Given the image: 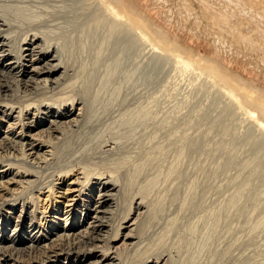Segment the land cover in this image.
Masks as SVG:
<instances>
[{
    "label": "rangeland",
    "instance_id": "obj_1",
    "mask_svg": "<svg viewBox=\"0 0 264 264\" xmlns=\"http://www.w3.org/2000/svg\"><path fill=\"white\" fill-rule=\"evenodd\" d=\"M0 1H1L0 2V6H1L0 9L1 10L7 9V10H13L15 12L16 10L17 11L21 10V9L25 10V7H27V8L29 7V6H27L29 3H27V2L20 3L21 1H19V0H9L8 2H7V0H5V2H4V0H0ZM185 1H189V0H131V2H133V4L136 6V8L138 10L143 11V13L146 14L147 17H149L148 21L150 23L149 24L150 27H148V28L150 29V37H151V40H153L152 42H154L156 44V49H152V52L150 51L151 53H148L147 58L144 61V63H146L145 64L146 68L149 70L148 74L150 76L149 78L151 81V85H150L151 87L149 86V89H147L145 94H143L144 92L143 93L141 92L140 87L138 88V86H136L135 89L133 90V95L135 94L134 98H136V99H133V100H135L137 102H134L135 104L133 103L132 106H130L131 108L133 107L132 109L136 108L135 110H138L137 112L134 110L136 115L138 114V112H140L142 105H143V107H142L143 109L147 107L146 108V109H148L147 112H143V114L139 115L140 117H143L142 115H145V114L147 115L146 117L149 116V119L147 120V124H145L146 126L143 125L142 129H141L140 128L141 126L138 125V121H137V123H135V125L138 127L135 130H133V132L129 133L127 138H124V137H126L127 134L126 135L124 134L123 137L120 138L121 142L122 141L123 142L121 143L122 147H120L117 150L118 152H103V153H101L102 151L99 150L96 153L95 152L96 150L93 149V146L91 147V145H93V143L87 142L88 140H86V143H85V140H84L83 145L81 142H79L81 145L78 143H77L78 145L76 143H74L72 146L70 145V147L67 146L68 149L66 147H64L60 151V155L58 158L59 162L57 161V163L56 162L50 163L46 167L44 166L43 169L42 168L38 169L40 171H38L34 168L35 171L34 170L33 171L35 172V176H34V173H32L33 175L32 176L30 175L28 177V179H30V181H33V183L30 182L29 184L34 185V187L35 186L40 187L43 185H49V184L52 185V183L55 182V184H54V191L55 192H54L53 196L49 197V198L47 197L48 192L41 193L39 195L41 200H37V203H36L38 212L31 213V215H30V212L26 213L24 210H21L23 203H20V202H16L17 207H15V208L3 206L0 209V212H1L0 216H3V217L10 216V218H11L10 219V225L7 226L8 229H7L6 233L7 234L12 233L13 230L17 227L19 230L18 231V239H21L24 241V243H19V245H17L16 247H22V245H31L34 243V242L30 241L31 239H33L32 235H30L31 231L33 232V231H37V230L41 229L44 237H42L41 240L39 241V246H42V245L49 243L50 242V240H48L49 238H51V240L56 239L57 235L64 234V232H65L64 228H67V233H73V232L76 233L79 231L78 228H80L81 225L84 224V219L86 218V214L81 215L82 212L86 213L85 211L82 210V208H84V207H82V204H87L85 202L87 201L88 198H90L89 197L90 195H93L94 193L96 195L98 193L99 190L98 189L96 190L95 188L96 187L98 188L99 184H97L95 181H92L91 179H87V180L83 179V182H85L87 185H85V183H84L82 186H80L81 190L84 192V195L80 199L79 208H78V210H80L81 213H79V211H78V212H76L75 215L74 214L69 215V213H67V214L64 213L70 207V206L67 207L65 204L66 203L68 204L69 203V197H72V196H68V194H72V193H67L66 190L70 189L71 187L72 188L76 187V186H74L75 185L74 182L75 181L78 182L77 177L81 176V174H78L79 171H77V168H80L81 166L86 167V168L87 167L90 168V166H91L90 169L93 171L97 170V172H99V171L103 172V171H108V169H110L109 171L113 170L115 173H117L120 176V178L122 179V182L123 181L126 182V185H124V187H125L124 191L126 193V196L129 197V199H130V196H132L133 194H136L138 192L141 193L142 190L143 191L145 190L144 192H146L147 194L150 192L149 195H150V198L152 199L151 205L153 206V207L151 206L152 207L151 209L153 210V208H154V210L152 211V217L149 220L151 222V219L153 218V221L151 222V224L148 221L144 227H140V229L138 230V228H137L138 223L136 221V224L131 226L129 230L124 229V227H126L128 225V223H127L128 220L126 221V218H128V219L132 218V221L129 223V224H131L136 219L138 212L144 211V209H142V208H141V210H137L136 209V203L131 204V202L128 203L125 201L126 203L125 202L123 203L122 207L118 211V214L115 215L114 220H112V223H114V224H111L112 225L111 230L109 228H106L107 231H104V232L108 233V237H109L108 240H106L107 241L106 244L111 246V247L114 246L116 249V252H124L123 250L126 249V246H124V244L122 243V240L121 241L120 240L113 241L112 239H110V237L112 238L114 236V233H116V232L120 233V236H121L123 233L126 234L127 232L131 231V229H133V231H131L130 233L138 236L139 238H142V236H139V235H143V236L145 235L144 243L147 246H150V244H152L150 247L154 248L155 243L157 244V241H158L156 248H158V245H159V248L163 247L166 249V247H168L167 249H169V250L171 249L172 250L171 254H172L173 258L171 256V259H169V260H171V262L169 261V264H173V263L174 264H176V263L177 264H197V263L198 264H226V263L227 264H249L250 262H251L250 264H255V263L256 264H264V222H263L264 220H262L264 218V208H263L264 207V149H263L264 148V145H263L264 139L262 137L263 135H261L259 133V130H257L256 125L254 124L255 120L264 122V44H263L264 43V35H263L264 27H261V26H264L263 25L264 24V9H263L264 8V5H263L264 0H258L259 3L257 2V0H254V2H253V0H250V4H248L250 6H248L247 4H244L245 7H244V5L242 6L241 0H239V1L238 0H233V1L231 0V2H230V0H223V1L222 0H212L213 5L211 4V6H212L213 11L217 10L215 12V14H217L216 16H218V19H219V17L221 19L224 18V16L221 17L222 16L221 13H223V12L225 13V10L230 15L232 14L231 16L235 17L234 20L236 21V26L239 25V26H237V27H239V30L236 27V30L234 28L233 32H232V30H229L228 28H224V24H222L224 29L222 28V26H220V24H218V25L213 24L212 26L209 24L208 19L205 15L207 13V11L202 6V4L203 5L206 4L205 2H203V1L201 2L200 0H190V4H188L189 2H187V4L189 6L186 4L189 8V10H187L188 9L187 6L185 7L187 9H184L183 3H185ZM204 1H206V0H204ZM10 2H11V5L8 4ZM15 2H17V3H15ZM209 2L211 3V0ZM40 3H41L42 7L43 6L49 7L50 4L52 3V1L51 0L50 1L49 0L48 1H46V0L42 1L41 0L38 4H40ZM255 3L257 4L256 7L254 6ZM25 4H26L25 7L24 6L22 8L17 7V5L22 6ZM229 6H230V8H229ZM30 7H31V4H30ZM33 7L34 6H32V9L30 10L31 12H29V10H26V11H28L32 16H33V14H35L37 16V18H39V17L42 18L44 16V12H41V14H43V16H41L38 13L39 9H35V11H33V9L36 8V7H34V8ZM201 7H203V8H201ZM253 7L257 10H255ZM2 8H4V9H2ZM200 9L203 10L205 12V14L202 13V11H200ZM249 9L251 11H249ZM253 10H254V12H253ZM232 11H234L235 13H233ZM240 12H242V13H240ZM249 12H251L252 14H249ZM23 13H24V11L20 12V14H23ZM236 14H238V15H236ZM182 16H184V17H182ZM238 16H240V17H238ZM256 16L259 17L260 19L257 18ZM34 18H35V16H34ZM221 19H219V20L221 21ZM252 19L254 21H252ZM240 22L241 23L243 22L242 26L240 25ZM206 23H207V25H206ZM232 23H233V21H232ZM197 24L198 25L200 24L199 26H201V27L199 28V26ZM196 25H197V27H196ZM203 27H205V28H203ZM210 27L212 30L210 29ZM256 27H257V29H256ZM227 29H228V31H227ZM243 29H245V30H243ZM258 29H259V31H258ZM241 30H242V32H245V34L247 32H249L247 35L250 36V38H251V36H253L252 40H250V38H249V40L246 38H245V40H243L244 37L242 36V34H240ZM260 30H262V32ZM236 31H237V34L239 36L237 34H235ZM228 32H230V33H228ZM224 35H225V37L229 35L230 39L232 38L231 41L229 42V37L223 38ZM231 35H233V36L231 37ZM235 35H237V36H235ZM160 36H162V37H160ZM234 37L240 41L235 40ZM234 40L236 43H234ZM214 41H216V43ZM231 42H232V44H231ZM227 44H230V46ZM215 45H217V46H215ZM251 45H253V46H251ZM235 46H236V48H235ZM253 47H255V48H253ZM253 49L254 50L256 49V50L254 51ZM155 50H158V51H155ZM176 54L181 55V57L183 59L188 61V62H186L187 64L186 63L182 64V62L179 61L178 62L179 66H178L177 62L172 63V61L174 60V56ZM259 56L261 57V59ZM209 59L211 60V62L213 60H216V62H218V64H216L217 67H216V65H214L216 62L213 61L212 62L213 64H212ZM147 60H149V61L147 62ZM166 60H168V61H166ZM165 61L169 64H167ZM189 61H191V62H189ZM163 65L166 68L163 67L164 70L162 71ZM219 65H221V69L219 68L220 70L218 69ZM178 68H179V70H178ZM176 79H177V82H176ZM137 88L139 89V91H137L138 90ZM228 90H230V91H228ZM212 91H214V92H212ZM229 92H232L235 97H233V96L231 97L228 94ZM146 93H148V95ZM139 94H141V95H139ZM206 95H208V96L206 97ZM198 97H200V98H198ZM142 98L144 101L142 100ZM139 101H141L142 104ZM199 104H200V106H198ZM235 107L237 108V110ZM193 109L195 112L193 111ZM202 109H204V110H202ZM241 110H243V112ZM152 111H153V114H152ZM192 111L194 112V114L192 113ZM218 113H219V115H218ZM191 116L193 118L195 117L194 118L195 120L197 118V120L199 121L198 124L196 123L197 124L196 128H198V129H196L197 133L195 134V132H194L195 136L196 135L199 136L197 139V140H199L198 144L201 142L200 144L203 145V142L205 141V136H204L205 131H207L206 127H207V129L211 128V133H210L211 137L207 139V141L209 143L207 145H208V147H210V145H211L210 148L212 149L210 152L212 155L209 153V155L211 157L209 155L206 156V154H207L206 152L199 155L201 157V159H200V157H198V155H195V157L194 156L191 157V156H187L186 153L184 152V150H186L184 148L187 147L186 145L190 141L188 139V137L186 136V134L187 133L189 134V132L186 131L185 127H187L188 121H190L191 119L193 120V118ZM140 117H139V119H140ZM220 117H221V119H220ZM113 121L114 120H112V118H109L106 121V123L103 124V127L107 128L108 126H110V124L112 127L115 126ZM175 121H177V122H175ZM206 121H208V122H206ZM179 123H182V124H179ZM220 123H221V125H220ZM45 124H46V122L44 123V125L39 124L34 128L35 129L37 128L38 130H41L43 128H47V125H45ZM213 124H215V125H213ZM179 125H181V126H179ZM182 125L185 126L184 129H183ZM218 125H220V126H218ZM171 126H173L175 128V130L173 127L171 128ZM6 127H7V124L2 123L0 121V129L2 131V132L0 131V139H2L4 137L5 132H3V131H6V129H7ZM103 127L101 129H103ZM144 127H146L147 129L146 128L144 129ZM251 127H252V129H250ZM115 128H116V126H115ZM115 128L113 127L114 130H115ZM110 129H112V128L110 127ZM125 129L129 130L127 127H125L124 129L123 128H119V129L116 128V130H119V132H121L122 134H123V132L124 133L126 132V131H124ZM158 129L160 131H158ZM204 129H205V131H204ZM222 129H224V131ZM228 129H230V130H228ZM171 130H173L172 133H171ZM181 130H183V132ZM129 131H132V130L130 129ZM169 131L171 134L169 133ZM176 131H178V133ZM228 131H230L231 133ZM94 132H97V129ZM94 132L90 133V135L94 134ZM227 133L228 134L230 133V134L228 135ZM131 137H132V139H131ZM175 138L178 139V141H176V140L174 141ZM180 138H183V139L180 140ZM210 139L214 140V141H211ZM239 140H240V142H239ZM184 141H186L187 144H185ZM211 142H213V143H211ZM232 142L234 144H232ZM258 142H260V143L263 142V143L258 144ZM89 143L91 145H89ZM146 143H147V145H146ZM86 144L89 145V148ZM218 145H221L222 147L218 146ZM261 145H263V146H261ZM83 146H84V148H83ZM153 148H154V150H153ZM90 149H91V151H90ZM180 149H183L181 155H179ZM214 150H215V152H213ZM216 150H217V152H216ZM228 151H229V153H228ZM237 151H238V153H236ZM247 151L250 152V154ZM258 152H259V154H257ZM18 153L22 156L21 151H18ZM104 154H105V156H104ZM143 154H145V156H146V154L149 155V158H148L149 162H148L147 168H144L142 170L141 166L138 169V167H139L138 164L142 163L140 160L145 159ZM152 155H154V156H152ZM178 155L180 157L181 156H183V157L180 158ZM204 155H205V158H204ZM230 155H232V156H230ZM176 156H178L177 158H180V161H177ZM72 157H73V159H76L75 162L72 161L73 160ZM110 157H111V159H110ZM5 158L6 157H3L4 160H5ZM81 159L83 161H81ZM175 160L177 161V163L178 162H180V163H178V165H177ZM214 160H216V162ZM76 161H78V162H76ZM174 162H175V164H174ZM206 162H207V165L209 167L211 166L210 169L212 168V170H209V172L211 174H209L205 177L204 176L205 170L203 167L207 166ZM77 163L79 164V166ZM253 163H254V165L256 163L257 164L254 166ZM64 164H67V165H64ZM172 164L174 165L173 166L174 168L171 167L172 172L170 173V175L172 176V174H173V176H175V174L178 172L177 173L178 175L176 174V177H178L179 175L180 176L178 178H175V179H173L169 176L168 179H166L165 178V174H167L166 171L170 166H172ZM181 164H182V166H181ZM21 165L27 166V164H24V163H21ZM74 165L75 166L77 165L78 167L76 166L77 167L76 168ZM197 165L198 166L200 165L202 167H200V166L198 167ZM105 166H106V168H105ZM111 166H113V167H111ZM194 166H197V167H194ZM217 166L219 167V169H217L218 168ZM220 166H221V168H220ZM70 167L72 168L71 173L67 174V175L63 174L64 173L63 171H65V170L67 171L68 169H70ZM73 167H75L76 169H73ZM175 167L176 168L178 167V169H176ZM209 167H207V169ZM223 167L225 168V171L222 170ZM114 168H116L117 170ZM201 168H203V169H201ZM215 168L217 169V171H215ZM227 168H229V169H227ZM154 169H156V170H154ZM173 169L175 170L176 173H173L174 172ZM180 169H181V172H180ZM199 169L202 171H197ZM213 169L215 172L213 171ZM145 170H147V171H145ZM255 170H257V171H255ZM148 171H149V173H148ZM196 171H197V173H196ZM14 172H15V170H14ZM152 172H153V174H152ZM199 172H201V173H199ZM203 172H204V174H203ZM213 172L215 175L213 174ZM218 172L219 173L221 172V173L219 174ZM180 173H182V174H180ZM192 173L194 175H192ZM206 173H208V171H206ZM239 173H242V174H239ZM60 174H63V176H61V178H62L61 180H58V179H60L59 178ZM189 175H192V177ZM195 175H197V176L195 177ZM201 176H202V178H200ZM208 176H209V178H208ZM11 177H12L11 175L0 177V182L5 181L6 179L11 178ZM150 177H151V179L153 178L152 179L153 181L150 180ZM169 178H171V179L169 180ZM194 178L196 180H194ZM197 178H199V179H197ZM206 178H208V179H206ZM175 180H178V181H175ZM191 180H193V182H192L193 184H190ZM205 180H207V181H205ZM250 180H251V182H250ZM147 181L149 182V184ZM180 181H181V183H180ZM175 182H176V184H175ZM177 182H178V184H177ZM184 182H185V184H184ZM20 184H21V186L28 185L25 183H20ZM196 184H197V186H196ZM145 185H146V187H144ZM176 185H177V187H176ZM190 185H192V186H190ZM193 185H195V186H193ZM219 185H221V186L219 187ZM239 186H241V187H239ZM6 187H7V190L1 191V193L5 194L6 196H9L10 193H16L17 191H22V187H20L16 183L14 184L13 182L8 183V186H6ZM194 188L196 189V191ZM238 188H239V190H238ZM28 189H34V188L32 187V188H28ZM189 189H190V191H189ZM240 189H242L243 193L240 191ZM146 190H148L149 192H147ZM177 190H178V192H177ZM187 190L190 192V194ZM197 191H198V193H197ZM186 192H188V193H186ZM28 193H29V191H23V195L28 194ZM241 193H242V195H241ZM36 194L37 193H35L34 196H36ZM186 194H187V201H188V203H190V205L187 204V202H185L182 206L180 201L183 199V196L184 197L186 196ZM193 194H195V195L192 196ZM236 194H238L240 198H238V196L236 197ZM188 195H191L190 198ZM233 195H234V197H233ZM258 197H259V199H258ZM161 198L162 199L164 198L166 203H163L164 201H162ZM172 198H174V200ZM230 198L231 199L234 198L232 201L233 203L235 201V204L233 205V207H236L237 210L240 208L239 212H242V213L240 214L235 208H232V206H230V208L228 207L229 209L226 207V208H224L225 211H224V209H222L223 211H221L220 214H218L219 212H217V211H219V209L221 207H223L225 205V203L227 202V200ZM160 199H161L162 203H161ZM241 199H242V201H240ZM189 200H190V202H189ZM191 200H192V202L195 200L193 202V204H197V206L196 205L192 206L193 204H192ZM238 200H239V202H238ZM35 202H36V200H35ZM153 202H154V205H153ZM159 202H160V204H158ZM223 202H225V203H223ZM128 204H130V205H128ZM23 205L25 206V204H23ZM203 205H205V206H203ZM242 205H244L243 206L244 208L242 207ZM128 206L129 207L132 206L133 208H132L130 214L128 215V217L125 218V216L127 215V212H129ZM184 206H185V208L183 210ZM25 207H23V209H27V207L26 208ZM181 207H182V209H181ZM188 207L190 210L186 211L188 209ZM192 207H193V209H192ZM197 208H198V210H197ZM180 209L182 212L183 211H185V212L180 213ZM202 209H204V210L199 212ZM232 209H234V210H232ZM191 210H192V212L195 213L194 215L199 214L198 215L199 217L192 216L193 213L191 212ZM28 211H30V209ZM40 212H42V213H40ZM170 212H171V214H170ZM204 212H205V214H204ZM215 212L220 216L219 217L217 215V218L219 220H221V221H219L217 219L220 222V224H218L219 223L218 221L216 224H214V220L216 217ZM226 212L227 213L230 212V213L227 214ZM232 212H233V215H232ZM224 213L228 215V218H227V215H225ZM20 214H23L24 217L22 218L23 221L21 222L20 226H17V224L19 223V221H17V220L19 218H16V217ZM187 214H188V216H187ZM190 214H192V215H190ZM238 214H240V215H238ZM153 215H154V217H153ZM155 215H156V217H155ZM173 216L176 218L172 219ZM32 217H34V218H32ZM183 218H184V220H183ZM204 218H205V220H204ZM231 219L233 221V224H231L232 223ZM31 220H33V221L31 222ZM67 221H68V223L66 224ZM197 221H200V222H197ZM206 221H208V223ZM259 221L262 223H260ZM172 222H173V225H172ZM175 222H176V224H175ZM31 223L33 224L32 225L33 227L32 226L30 227ZM259 223L262 224L263 226L260 225ZM1 225H2V221L0 220V226ZM146 226H148V227H146ZM192 226H193V228H192ZM215 226L218 227L219 229H217V228L215 229ZM170 227H172V228H170ZM184 227H187V228L185 229ZM188 227H190V229L192 231ZM145 228L146 229L148 228V230L146 231ZM150 228H153V229L151 230ZM149 229H150V231H149ZM114 230L116 232H114ZM171 230H172V232H171ZM218 230H220V231L217 232ZM179 232H181L182 234ZM185 232H187V233H185ZM161 234H163V235L160 236ZM183 234L184 235L186 234V235L184 236ZM177 235H179V236H177ZM146 236H149V237H146ZM163 236H164V238H163ZM209 237L210 238L212 237L211 238L212 241H210ZM110 240H112V242ZM153 242H154V244H153ZM159 243H161V244H159ZM34 244H37V242H35ZM163 244H165V245H163ZM176 245H178V246H176ZM203 245H204V247H203ZM172 246H174V247H172ZM205 246H207V248ZM219 246H221V247H219ZM130 247L131 246H129V248ZM205 248H206V250H205ZM180 249H181V251H180ZM201 249H204L203 252H201L202 251ZM205 252H206L207 256L205 255ZM180 253L182 254V256L179 255ZM131 255H132V253L130 254V256ZM200 256H202L201 259H200ZM252 256H253V258H252ZM97 259L98 258H96V257H92V258L88 259V262L89 263L94 262ZM194 260L197 262L194 263ZM256 261H258V262H256ZM59 264H68V261L66 259H62L59 262ZM73 264H78V263L75 262Z\"/></svg>",
    "mask_w": 264,
    "mask_h": 264
},
{
    "label": "bare ground",
    "instance_id": "obj_2",
    "mask_svg": "<svg viewBox=\"0 0 264 264\" xmlns=\"http://www.w3.org/2000/svg\"><path fill=\"white\" fill-rule=\"evenodd\" d=\"M8 1L9 0H7V2ZM19 1H21L20 3H24V2L29 3L27 5L29 7L28 8L25 7L26 4L22 5V6L17 5V7H21V8L23 6L25 7V10L24 9L18 10L19 12L17 10L14 12L13 10H7V9L1 10L0 9V121L2 123L7 124L6 131H3V132H5V135L2 139H0V167H1L0 168V177L9 176V175L12 176L11 178H8L5 181L0 182V209L3 206L15 208V207H17L16 202H20V203L25 204V206L27 207V209H23V207H25V206L22 204L21 210H24L26 213L30 212V215H31V213L38 212L36 203H37V200H41L40 196H39L41 193L48 192L47 197L49 198V197H52L54 192H55L54 191L55 182H53L52 185L49 184V185H43L40 187H37V186L34 187V185L29 184L30 182L33 183V181H30V179H28V177L30 175L32 176L33 175L32 173H34V176H35V172H34L35 169L36 170L41 169V168L43 169L44 166L46 167L50 163H53V162L57 163V161L59 162L58 158L60 155V151L64 147H66V148H67V146L70 147V145L72 146L74 143L80 144L79 142H81L83 145L84 140H85V143H86V140H88L87 142L93 143V145H91L90 143H89V145H91V147L93 146V149L96 150L95 151L96 153L99 150L102 151L101 153H103V152H118L117 150L120 147H122L121 143L123 142V141L121 142L120 138L123 137L124 134L125 135L127 134L126 137H124V138H127L128 134L133 132V130H135L138 127L135 125V123H137V121H138V125L141 126L140 127L141 129H142L143 125L147 124V120L149 119V116L146 117L147 116L146 114L142 115L143 117L139 116L140 114H143V112H147V110H148V109H146L147 107L143 109L142 108L143 105H142L140 112H138V114L136 115L135 111L137 112L138 110H135L136 108L132 109L133 107L131 108L130 106H132V104L134 102H137V101L133 100V99H136V98H134L135 94L133 95V90L135 89V87L136 86H138V88L140 87L141 92L142 93L144 92L143 94H145V92L147 91V89H149V86L151 85V81L149 78L150 76L148 74L149 70L146 68V66H145L146 63H144V61L147 58L148 53H151L152 49H156V44L154 42H152L153 40H151V37H150V29L148 28V27H150L149 26L150 23L148 21L149 17H147L146 14L143 13V11L138 10L136 8V6L133 4V2H131V0H51L52 3L49 6L50 8L45 7V6L42 7L41 3L38 4L41 0H19ZM46 1H48V0H46ZM200 1L201 2L203 1L206 3L204 5L202 4V6L206 9L207 13L205 14V12L201 9H200V11H202V13H204L206 15L208 22L211 26L213 24H215V25L220 24V26H222V24H224V28H228L229 30H232V32L234 31L233 30L234 28L236 30V27L239 26V25L236 26V21L234 20L235 17L231 16L232 14L230 15L226 10H225L226 14L224 12H223L224 14L221 13L222 14L221 17L224 16V18L221 19L219 17V19H221V21H220L218 19V16H216L217 14H215V12L217 10L215 9L216 11H213V9H212V6H211L212 0H211V3L209 2L210 0L209 1L208 0H206V1L200 0ZM241 1H242L241 2L242 6L244 4H247V5L250 4V0H241ZM4 2H5V0H4ZM187 2H189L188 4H190V0L185 1V3H183L184 9H187L189 6L187 4ZM230 2H231V0H230ZM253 2H254V0H253ZM257 2H258V0H257ZM15 3H17V2H15ZM8 4L11 5V2ZM30 4H31V7H30ZM256 5L257 4L255 3L254 6L256 7ZM32 6L36 7V8L33 7L34 8L33 11H35V9H39L38 13L41 16H43V14H41V12H44V16L42 18H40V17L37 18V16L35 14H33V16H32L29 13V12H31L30 10L32 9ZM186 6H187V8H185ZM248 6H250V5H248ZM203 7H201V8H203ZM244 7H245V5H244ZM229 8H230V6H229ZM2 9H4V8H2ZM26 10H29V12ZM187 10H189V8ZM255 10H257V9H255ZM21 11H24V13L20 14ZM249 11H251V10L249 9ZM232 12L235 13L234 11H232ZM253 12H254V10H253ZM240 13H242V12H240ZM249 14H252V13L249 12ZM236 15H238V14H236ZM34 16H35V18H34ZM182 17H184V16H182ZM238 17H240V16H238ZM257 18H259V17H257ZM232 21H233V23H232ZM252 21H254V20L252 19ZM197 25H196V27H197ZM206 25H207V23H206ZM240 25L242 26L243 22L242 23L240 22ZM200 27L201 26H199V28ZM261 27H264V26H261ZM203 28H205V27H203ZM222 28H223V26H222ZM237 28L239 30V27H237ZM210 29H211V27H210ZM228 29H227V31H228ZM256 29H257V27H256ZM243 30H245V29H243ZM237 31L235 34H237ZM258 31H259V29H258ZM260 31L262 32V30H260ZM263 32H264V30H263ZM228 33H230V32H228ZM248 33L249 32H247L245 34V32H242V30L240 31V34H242V36L244 37L243 40H245V38L249 40L250 36L247 35ZM225 35L223 36V38L225 37ZM237 35H235V36H237ZM263 35H264V33H263ZM162 36H160V37H162ZM232 36L233 35H231V37ZM226 37L227 38L229 37V42H230L232 38L230 39L229 35ZM252 37L253 36H251L250 40H252ZM235 40L240 41L237 38H235ZM235 40H234V43H236ZM214 42L216 43V41H214ZM231 44H232V42H231ZM227 45L230 46V44H227ZM215 46H217V45H215ZM251 46H253V45H251ZM235 48H236V46H235ZM253 48H255V47H253ZM155 51H158V50H155ZM260 59H261V57H260ZM148 61L149 60H147V62ZM166 61H168V60H166ZM179 61L182 62V64L188 62L185 59H183L181 57V55L176 54L174 56V60L172 61V63L177 62V64H178ZM213 61L216 62V60H213ZM189 62H191V61H189ZM210 62H211V60H210ZM167 64H169V63H167ZM216 64H218V62H216L214 65H216ZM178 66H179V64H178ZM163 67L166 68L163 65L162 71L164 70ZM216 67H217V65H216ZM219 68L221 69V65H219L218 69ZM178 70H179V68H178ZM176 82H177V79H176ZM137 91H139V89ZM228 91H230V90H228ZM212 92H214V91H212ZM146 94L148 95V93H146ZM228 94L231 97L232 96L235 97L232 92H229ZM139 95H141V94H139ZM207 96L208 95H206V97ZM143 98H142V100H143ZM198 98H200V97H198ZM141 101H139V102L141 103ZM198 106H200V104ZM202 110H204V109H202ZM236 110H237V108H236ZM193 111H194V109H193ZM193 111H192V113L194 114L195 111L194 112ZM241 111L243 112V110H241ZM152 114H153V111H152ZM218 115H219V113H218ZM139 117H140V119H139ZM109 118H112V120H114L113 123L116 126V128H118V129L123 128L124 129L125 127H127L129 130L131 129L132 131L125 129L124 131H126V132L125 133L123 132V134H122L121 132H119V130H116L115 126H113L116 130L115 131L113 129V127L111 126V124H110V126H108L109 128L108 127L104 128L103 124L106 123V121ZM194 118H193V120L191 119L190 121H188L187 127L182 125L183 129L185 127L186 131L189 132V134L187 133L186 136L190 140L188 144L186 143V141H184V143L187 144L186 145L187 147L184 148V149H186V150H184V152L186 153L187 156H191V157L192 156L195 157V155H198V157H200L199 155L203 154L205 152L207 153L206 156H208L212 150L210 148L211 145H210V147H208V145H207V144H209L207 139L211 137V134H210L211 128L207 129V127H206L207 131H205V129H204L205 141L203 142V145L200 144L201 142L198 144L199 140H197V139L199 136H197V135L195 136V134L197 133L196 129H198V128H196V126H197L199 121L197 120V118H196V120ZM220 119H221V117H220ZM45 122H46L45 125H47V128H43L41 130H38L37 128H36L37 129L36 130L34 128L39 124L44 125ZM175 122H177V121H175ZM206 122H208V121H206ZM179 124H182V123H179ZM254 124L256 125L257 130H259V133L261 135H263L262 137L264 139V122L255 120ZM213 125H215V124H213ZM220 125H221V123H220ZM220 125H218V126H220ZM179 126H181V125H179ZM102 127H103V129H101ZM110 127L112 129H110ZM172 127L173 126H171V128ZM145 128L146 127H144V129ZM96 129H97V132H94ZM230 129H228V130H230ZM250 129H252V127ZM174 130H175V128H174ZM222 130L224 131V129H222ZM0 131H1V129H0ZM158 131H160V130L158 129ZM172 131L173 130H171V133H172ZM181 131L183 132V130H181ZM93 132H94V134L90 135V133H93ZM176 132L178 133V131H176ZM194 132H195V134H194ZM228 132H230V131H228ZM169 133H170V131H169ZM131 139H132V137H131ZM182 139L183 138H180V140H182ZM175 140L178 141V139H176V138L174 139V141ZM211 141H214V140H211ZM239 142H240V140H239ZM263 142H264V140H263ZM263 142H261V143H263ZM211 143H213V142H211ZM261 143L258 142V144H261ZM232 144H234V143L232 142ZM89 145H87L88 148H89ZM146 145H147V143H146ZM263 145H264V143H263ZM263 145H261V146H263ZM218 146H221V145H218ZM83 148H84V146H83ZM153 150H154V148H153ZM217 150H216V152H217ZM18 151L22 152V156L18 153ZM90 151H91V149H90ZM182 151H183V149H180L179 155L182 154ZM238 151L236 153H238ZM213 152H215V150ZM228 153H229V151H228ZM248 153L250 154V152H248ZM257 154H259V152ZM143 155H144L145 159H143L141 157L143 159V160H140L142 163L138 164L139 165L138 169L141 166L142 170L144 168H147V165L149 162V160H148L149 155L148 154H146V156H145V154H143ZM104 156H105V154H104ZM152 156H154V155H152ZM178 156H176V158ZM230 156H232V155H230ZM3 157H6L7 159L5 158V160H4ZM73 157H72V159H73ZM181 157H183V156H181ZM180 158H177V161H180ZM204 158H205V155H204ZM82 159H81V161H83ZM110 159H111V157H110ZM200 159H201V157H200ZM75 160L76 159H73L72 161L75 162ZM78 161H76V162H78ZM177 161H176V163H177ZM214 161L216 162V160H214ZM21 163L27 164V166L25 165L26 166L25 167V166L21 165ZM178 163H180V162H178ZM178 163H177V165H178ZM174 164H175V162H174ZM64 165H67V164H64ZM206 165H207V162H206ZM253 165H254V163H253ZM78 166H79V164H78ZM173 166L174 165L172 164V166H170L167 169V171H166L167 174H165L166 179H168L169 176L173 179L178 178L180 176L179 175L178 177H176V174L178 172L176 173L174 169H173V171H174L173 173H176L175 176H173V174H172V176L170 175V173L172 172L171 167H173ZM181 166H182V164H181ZM197 166H194V167H197ZM75 167H73V169L77 168V167L76 168ZM111 167H113V166H111ZM200 167H202V166H200ZM207 167H209V166L207 165V166L203 167L205 170V175H204L205 177L207 175L211 174L209 172V170H212V168L210 169L211 166L208 169H207ZM90 168H91V166H90ZM90 168L89 167L86 168V167H82V166L80 168H77V171H79L78 174H81V176L77 177L78 182L77 181L74 182L75 183L74 186H76V187H74V188L71 187L70 189L66 190L67 193H72V194H68V196H72V197H69V203L65 204L67 207H69V206L70 207L68 208V210H66V211L64 210L65 211L64 213H66V214L69 213V215H71V214L75 215L76 212H78V211H79V213H81V211L78 210V208H79L80 199L84 195V192L81 190V187H80L85 183V182H83V179H85V180L91 179L92 181H95L97 184H99V187L95 188L96 190L97 189L99 190L98 193L96 195H95V193L93 195H90L89 196L90 198H88L87 201L85 202L87 204H82V207H84V208H82V210L85 211L86 213L82 212L81 215L86 214V218L84 219V224H82L81 227L78 228L79 231L76 233L75 232L67 233V228H64V230H65L64 234L57 235L56 239L51 240V238H49L48 240H50V242L45 244V245H42V246H39V241L41 240L42 237H44L41 229L37 230V231H33V232L31 231L30 235H32L33 239H31L30 241L34 242V243L37 242V244L33 243L31 245H22V247H16L17 245H19V243H24L23 240L18 239V231H19L18 228L16 227L12 233L7 234L6 233V231L8 229L7 226L10 225V219L11 218H10V216H7V217L0 216V220L2 221V225L0 226V264H59V262L62 259H66L68 261V264H73L75 262H77L78 264H114V263L115 264H169V261L171 262V260H169V259H171V256H172V254H171L172 250L171 249L170 250L167 249L168 247H166V249L163 247L159 248V245H158V248H156L158 241H157V244L155 243L156 246L154 245V248L150 247L152 244H150V246H147L144 243L145 235L144 236L139 235V236H142V238H139L138 236L130 233L131 231H133V229H131V231L127 232L126 234L123 233L121 236H120V233L115 231L116 230L115 229L114 232H116V233H114V236L112 238L110 237V239H112L113 241H118V240L121 241L122 240V243L124 244V246H126V249L123 250L124 252H116V249L114 246L111 247V246L106 244V242H107L106 240H108L109 237H108V233H106L104 231H107L106 228H109L111 230V227H112L111 224H114V223H112V220H114L115 215L118 214V211L120 210V208L122 207V205L125 201L128 203L131 202V204L136 203V209L137 210H141V208L144 209V211L138 212L136 219L131 224H129L132 221V218L128 219L126 217H128V215L130 214L133 207L128 206L129 212H127V215L125 216L126 221L128 220L127 221L128 225L126 227H124V229H127V230H129L131 226L136 224V221L138 223V225H137L138 230L140 229V227H144L145 224L152 217V211L154 210V208H153V210L151 209L153 207L151 205L152 199L150 198V195H149L150 192L148 190H146L147 192H149L148 194L146 192H144L145 190L144 191L142 190L141 193L138 192L136 194H133L132 196H130V199H129V197L126 196V193L124 191V188H125L124 185H126V182L125 181L122 182V179L120 178V176L117 173H115L113 170L109 171L110 169H108V171L97 172V170L93 171ZM105 168H106V166H105ZM203 168H201V169H203ZM220 168H221V166H220ZM114 169H116V168H114ZM176 169H178V167ZM181 169H180V172H181ZM217 169H219V167ZM217 169L215 168V171H217ZM227 169H229V168H227ZM14 170H15V172H14ZM154 170H156V169H154ZM222 170L225 171V168L223 167ZM38 171H40V170H38ZM71 171H72V168L70 167V169H68L67 171L66 170L63 171L64 172L63 174H66V175L70 174ZM145 171H147V170H145ZM197 171H202V170L199 169ZM197 171H196V173H197ZM206 171H208V173H206ZM213 171H214V169H213ZM255 171H257V170H255ZM214 172H213V174H214ZM148 173H149V171H148ZM199 173H201V172H199ZM63 174H60V176H59L60 179H58V180L62 179L61 176H63ZM152 174H153V172H152ZM180 174H182V173H180ZM203 174H204V172H203ZM239 174H242V173H239ZM192 175H194V174L192 173ZM192 175H189V176L192 177ZM196 176L197 175H195V177ZM171 178H169V180ZM200 178H202V176ZM208 178H209V176H208ZM208 178H206V179H208ZM152 179L150 177V180H152ZM197 179H199V178H197ZM194 180H196V179L194 178ZM175 181H178V180H175ZM205 181H207V180H205ZM11 182H13L14 184L16 183L20 187H22V191H17L16 193H10L9 196H6L5 194L1 193V191L7 190L6 186H8V183H11ZM192 182H193V180H191L190 184H193ZM250 182H251V180H250ZM20 183H25L28 185L21 186ZM180 183H181V181H180ZM148 184H149V182H148ZM175 184H176V182H175ZM177 184H178V182H177ZM184 184H185V182H184ZM85 185H87V184L85 183ZM190 186H192V185H190ZM193 186H195V185H193ZM196 186H197V184H196ZM220 186L221 185H219V187ZM32 187L34 189H28V188H32ZM144 187H146V185ZM176 187H177V185H176ZM239 187H241V186H239ZM190 189H189V191H190ZM238 190H239V188H238ZM23 191H29V193H28L29 195L28 194L23 195ZM195 191H196V189H195ZM240 191L242 192V189H240ZM177 192H178V190H177ZM188 192H186V193H188ZM35 193H37L36 196H34ZM197 193H198V191H197ZM242 193H241V195H242ZM189 194H190V192H189ZM194 195L195 194H193L192 196H194ZM188 196L190 198L191 195H188ZM237 196H238V198H240L238 194H236V197ZM233 197H234V195H233ZM161 199H160V201H161ZM172 199L174 200V198H172ZM233 199L234 198H232V199L230 198L227 200L226 203L223 202V203H225V205L223 207H221L219 209V211H217V212H219L218 214H220V212L223 211L222 209H224L226 207L230 208V206H232V208L236 209V207H233V205L235 204V201H234V203L232 202ZM258 199H259V197H258ZM35 200H36V202H35ZM162 201H164L163 203H166L164 198L162 199ZM162 201H161V203H162ZM240 201H242V199ZM180 202H181L182 206L185 202H187V204L190 205V203H188V201H187V194L185 197L183 196V199ZM189 202H190V200H189ZM191 202H192V200H191ZM193 202H192V204H193ZM238 202H239V200H238ZM158 204H160V202ZM128 205H130V204H128ZM153 205H154V202H153ZM194 205L197 206V204H193L192 206H194ZM244 205H242V207ZM203 206H205V205H203ZM184 208H185V206L183 207V210H184ZM29 209H30V211H28ZM181 209H182V207H181ZM181 209H180V213L182 212ZM192 209H193V207H192ZM239 209L238 210L236 209V210L239 212L240 211ZM189 210L190 209L188 207V209L186 211H189ZM197 210H198V208H197ZM203 210L204 209L200 210L199 212H201ZM232 210H234V209H232ZM224 211H225V209H224ZM184 212L185 211H183L182 213H184ZM191 212H192V210H191ZM40 213H42V212H40ZM192 213H193V215L192 214H190V215L199 217L198 216L199 214L194 215L195 213L194 212H192ZM229 213H227V214H229ZM239 213L241 214L242 212H239ZM170 214H171V212H170ZM188 214H187V216H188ZM204 214H205V212H204ZM218 214L215 212L216 217L214 220V224H216L217 221L219 220L217 218ZM227 214H225V215H227ZM240 214H238V215H240ZM0 215H1V212H0ZM232 215H233V212H232ZM23 217H24L23 214H20L16 217V218H19L17 220V221H19L17 226H20L21 222L23 221L22 220ZM153 217H154V215H153ZM155 217H156V215H155ZM32 218H34V217H32ZM174 218H176V217L173 216L172 219H174ZM227 218H228V215H227ZM183 220H184V218H183ZM204 220H205V218H204ZM262 220H264V218ZM32 221L33 220H31V222ZM152 221H153V218L151 219V222ZM208 221H206V222L208 223ZM219 221H221V220H219ZM151 222H150V224H151ZM197 222H200V221H197ZM231 222H232L231 224H233L232 219H231ZM67 223H68V221L66 222V224ZM260 223H262V222H260ZM175 224H176V222H175ZM218 224H220V222ZM32 225L33 224L31 223L30 227ZM172 225H173V222H172ZM260 225H262V224H260ZM148 226H146V227H148ZM216 226H215V229L216 228L219 229ZM170 228H172V227H170ZM184 228L186 229L187 227H184ZM188 228L190 229V227H188ZM192 228H193V226H192ZM150 229L152 230L153 228H150ZM150 229H149V231H150ZM145 230L147 231L148 228L147 229L145 228ZM219 231L220 230H218L217 232H219ZM171 232H172V230H171ZM179 233H181V232H179ZM185 233H187V232H185ZM163 234H161L160 236H162ZM177 236H179V235H177ZM146 237H149V236H146ZM163 238H164V236H163ZM211 238L209 237L210 241H212ZM112 240H110V241L112 242ZM153 244H154V242H153ZM159 244H161V243H159ZM163 245H165V244H163ZM129 246H131V247L129 248ZM176 246H178V245H176ZM172 247H174V246H172ZM203 247H204V245H203ZM205 247L207 248V246H205ZM219 247H221V246H219ZM206 248H205V250H206ZM201 250H202L201 252H203L204 249H201ZM180 251H181V249H180ZM131 253L133 256L132 255L130 256ZM179 255L182 256L181 253ZM205 255H206V252H205ZM92 257H96L98 259L94 262L89 263L88 259L92 258ZM201 257L202 256H200V259H201ZM172 258H173V256H172ZM252 258H253V256H252ZM196 262L197 261L194 260V263H196ZM256 262H258V261H256Z\"/></svg>",
    "mask_w": 264,
    "mask_h": 264
}]
</instances>
